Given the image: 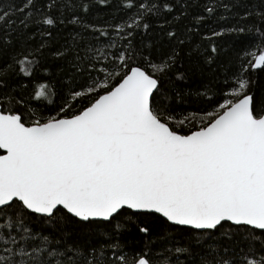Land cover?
<instances>
[{"label": "snow or ice", "instance_id": "obj_1", "mask_svg": "<svg viewBox=\"0 0 264 264\" xmlns=\"http://www.w3.org/2000/svg\"><path fill=\"white\" fill-rule=\"evenodd\" d=\"M264 0H0V264H264Z\"/></svg>", "mask_w": 264, "mask_h": 264}, {"label": "trees", "instance_id": "obj_2", "mask_svg": "<svg viewBox=\"0 0 264 264\" xmlns=\"http://www.w3.org/2000/svg\"><path fill=\"white\" fill-rule=\"evenodd\" d=\"M260 75H261L262 77H264V73H260Z\"/></svg>", "mask_w": 264, "mask_h": 264}]
</instances>
